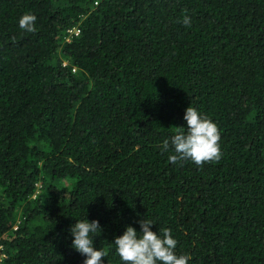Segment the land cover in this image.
Segmentation results:
<instances>
[{
  "label": "trees",
  "instance_id": "16d2710c",
  "mask_svg": "<svg viewBox=\"0 0 264 264\" xmlns=\"http://www.w3.org/2000/svg\"><path fill=\"white\" fill-rule=\"evenodd\" d=\"M189 106L218 162L162 149ZM84 218L102 264L141 219L188 264H264V0H0V264H83Z\"/></svg>",
  "mask_w": 264,
  "mask_h": 264
},
{
  "label": "clouds",
  "instance_id": "9594fccd",
  "mask_svg": "<svg viewBox=\"0 0 264 264\" xmlns=\"http://www.w3.org/2000/svg\"><path fill=\"white\" fill-rule=\"evenodd\" d=\"M36 19L34 14L25 13L18 21L20 29L34 33ZM183 23L190 26V17L185 15ZM183 119L186 128H176L171 141L165 139L162 144L164 151H168L170 143L174 148L175 154L169 156V162L175 164L190 160L197 166L218 162L222 155L218 126L192 106L185 110ZM153 225L151 220L141 219L139 226L142 234L129 226L123 235L114 239L116 252L123 264H188L191 256H177L175 252L177 240L173 238L171 229H161V234H157L151 231ZM100 231L98 221L89 222L85 218L72 227V248L86 257L83 264H102L106 252L97 250L93 245L94 234Z\"/></svg>",
  "mask_w": 264,
  "mask_h": 264
},
{
  "label": "built area",
  "instance_id": "2783aa9c",
  "mask_svg": "<svg viewBox=\"0 0 264 264\" xmlns=\"http://www.w3.org/2000/svg\"><path fill=\"white\" fill-rule=\"evenodd\" d=\"M77 33H78V30L77 29H73V30H70L69 31V35L77 34Z\"/></svg>",
  "mask_w": 264,
  "mask_h": 264
},
{
  "label": "rangeland",
  "instance_id": "374dc122",
  "mask_svg": "<svg viewBox=\"0 0 264 264\" xmlns=\"http://www.w3.org/2000/svg\"><path fill=\"white\" fill-rule=\"evenodd\" d=\"M63 42V41H62Z\"/></svg>",
  "mask_w": 264,
  "mask_h": 264
}]
</instances>
